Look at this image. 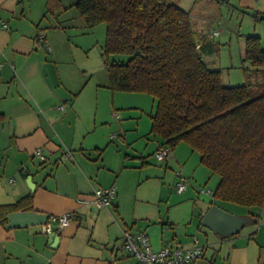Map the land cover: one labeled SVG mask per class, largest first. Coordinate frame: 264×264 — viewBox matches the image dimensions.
<instances>
[{
	"label": "crops",
	"instance_id": "1",
	"mask_svg": "<svg viewBox=\"0 0 264 264\" xmlns=\"http://www.w3.org/2000/svg\"><path fill=\"white\" fill-rule=\"evenodd\" d=\"M76 1L0 0V206L33 195L32 209L10 211L0 221V264H138L123 248L125 231L146 233L155 251L198 242L203 255L189 264H264V225L251 231L253 238H225L202 224L213 205L227 212L230 205L214 199L219 177L201 163L200 154L182 142L158 161L154 153L164 140L151 134L155 111L145 118L139 105L127 110L117 95L107 98V91L113 92L108 73L99 82L91 66L81 65L94 44L82 37L73 42L66 33L75 20L84 21ZM177 5L190 13L206 65V57L215 65L219 50L211 41L217 38L221 46L231 45V53L235 46L241 68L254 70L244 60L245 42L259 36L264 50V0ZM194 16L205 25H196ZM85 27L88 34L95 29ZM203 27L210 42L198 40ZM103 46L100 66L106 69ZM219 64L226 68L222 60ZM37 149L45 162L34 156ZM47 165L59 167L53 178L40 174ZM178 173L187 181L183 192L176 190ZM112 186L116 200L108 208L78 201ZM63 214L73 216L57 232L59 243L52 244L43 225Z\"/></svg>",
	"mask_w": 264,
	"mask_h": 264
},
{
	"label": "trees",
	"instance_id": "2",
	"mask_svg": "<svg viewBox=\"0 0 264 264\" xmlns=\"http://www.w3.org/2000/svg\"><path fill=\"white\" fill-rule=\"evenodd\" d=\"M89 28L106 26L103 46L108 87L150 95L156 102L151 134L174 149L186 143L219 177L216 201L264 212V83L225 86L199 51L188 11L173 0H77ZM130 56L119 63L114 56ZM245 61L264 71L259 36H248ZM3 116L0 114V121ZM33 195L0 206V221L14 210L32 209Z\"/></svg>",
	"mask_w": 264,
	"mask_h": 264
},
{
	"label": "rangeland",
	"instance_id": "3",
	"mask_svg": "<svg viewBox=\"0 0 264 264\" xmlns=\"http://www.w3.org/2000/svg\"><path fill=\"white\" fill-rule=\"evenodd\" d=\"M173 1H174V3L177 4L179 0H173ZM193 22L196 25H200V24L205 25V23H201L200 19H198L195 16L193 17ZM74 25L76 26L74 29L72 28V29L66 30V33L70 34L71 37L73 38V42H77L78 39L80 37H82V38H89L91 40V46L94 44L91 47V54H90L89 61L86 62L84 59L80 58L81 65L86 64L89 67L91 66L93 68L92 70L95 71L96 80H98L99 82L105 81L107 70L103 69L100 66L102 60H101V57L99 55L101 47L105 43V38H106V26H105V24H100V25L96 26L95 29L90 34L86 33V31H84V29L82 30V28H86L85 27L86 24L84 21L81 20L80 23H78L75 20ZM234 33L237 35L236 32H234ZM260 33H262V35H264V30H261ZM84 34H88V35H84ZM202 39H204L207 42H210V40L208 39V30L206 29V27H203L200 29V32L198 35V40H202ZM87 43H88V40H87ZM211 44L213 45V47L215 49H217L219 51H216V54L214 56L215 65H212L211 62H208L209 58L205 56L206 61L208 63L207 65H208V67H210V69H212V67H217L216 69H219L222 72V80H223V84L225 86H239V85H244V84H250V85L258 84V85H260V84L264 83V71H251V72H247V73L243 72V68H241V65H240L241 61L236 56L235 46H233V50L231 53V49H230L231 45L227 46V47H223V46H221V44H219V40L217 38L215 39V41H211ZM222 47H223V49H222ZM231 55H234V57H233L234 61H235L234 67H231V61H232ZM129 58H130V56H128V55H118V56L112 57L113 60H115L116 62H119V63H127ZM221 60L224 63H227V64H224L226 68L220 67L219 62H221ZM95 65H96V69H95ZM226 65H230V66H226ZM112 94L117 95L118 97H116V98L119 101H121L122 104L129 107L127 110H130V109L135 110L136 109L135 107H137L135 105H139V107H141L140 108L141 113L144 114L145 118H148V115L155 111L156 102L150 95H145L142 93H132V92H114V93L112 92L111 93L110 91H107V98L112 97ZM134 96L141 97L142 99L141 100L135 99ZM105 97H106V95H105ZM37 162L38 161H36V163ZM58 168L59 167L47 165L45 168H43L40 171V174H41L42 178H53L55 176V173L57 172ZM215 176H216V178H218L217 175H215ZM48 184H50V183H48ZM52 184L53 183H51V185ZM53 187H54V185H53ZM228 209H229L230 213L235 214V215H239V216H244L248 213V209L237 206V205L230 206ZM250 211L257 215V217H258L257 223L256 224L255 223L247 224L246 226H244V228L241 229V231L237 235H234L235 236L234 238H240L243 235H250V237H252L253 234L251 233V231L257 229L260 225H264V212H260V210H258L256 208L250 209ZM239 235H240V237H239ZM127 259H129V258H127ZM131 259L132 258H130V260Z\"/></svg>",
	"mask_w": 264,
	"mask_h": 264
},
{
	"label": "built area",
	"instance_id": "4",
	"mask_svg": "<svg viewBox=\"0 0 264 264\" xmlns=\"http://www.w3.org/2000/svg\"><path fill=\"white\" fill-rule=\"evenodd\" d=\"M7 29V25H3ZM217 35V33L215 34ZM172 149L167 145L160 146L154 153L158 161L169 157ZM34 156L45 162L46 158L40 149L34 151ZM69 155L67 154L66 157ZM176 190L183 192L187 189V181L184 176L178 173ZM210 192V191H208ZM116 200V188H97L90 196L82 197L78 201L85 205H92L96 208H108ZM72 214L51 216L43 225L45 233L61 232L70 222ZM123 248L129 256L135 258L138 264H189L202 257L204 248L195 242L191 247L175 246L171 244L163 246L160 250H153L149 238L144 232L125 231L123 233Z\"/></svg>",
	"mask_w": 264,
	"mask_h": 264
},
{
	"label": "water",
	"instance_id": "5",
	"mask_svg": "<svg viewBox=\"0 0 264 264\" xmlns=\"http://www.w3.org/2000/svg\"><path fill=\"white\" fill-rule=\"evenodd\" d=\"M260 19L264 20V16H260ZM26 182L32 191L34 189L32 177L28 176ZM252 222L253 219L250 216L235 215L223 210L217 205H213L202 219V224L205 227L225 238L238 234L244 226ZM48 237L49 242L52 244L57 245L60 241V236L56 232L48 233Z\"/></svg>",
	"mask_w": 264,
	"mask_h": 264
}]
</instances>
